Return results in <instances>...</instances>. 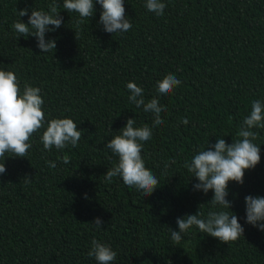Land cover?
I'll list each match as a JSON object with an SVG mask.
<instances>
[{
	"label": "trees",
	"instance_id": "1",
	"mask_svg": "<svg viewBox=\"0 0 264 264\" xmlns=\"http://www.w3.org/2000/svg\"><path fill=\"white\" fill-rule=\"evenodd\" d=\"M51 2L0 0V70L14 71L21 88L25 82L41 88L46 118H72L82 138L75 148L45 150V125L33 135L27 158L6 154L0 264H97L88 256L93 239L117 252L113 264H264V231L245 222V196H264V129H255L261 162L246 171L243 185L229 184L227 199L244 237L222 243L194 226L179 245L171 240V229L179 231L178 217L213 210L214 192L193 189L198 181L185 161L217 138L229 144L239 139L251 102L264 101V0H163V16L148 12L146 0H125L133 27L122 34L103 31L96 4L78 40L79 14L68 13L57 0L63 24L46 33L57 49L42 53L35 37H19L12 25L27 23L31 10L48 11ZM25 8L28 15L20 17ZM169 73L182 84L171 95H159L156 84ZM128 82L144 89L146 102L156 97L167 107L164 123L153 128L142 151L159 179L149 197L119 177L104 179L118 161L107 142L129 118L138 127L153 122L151 113L129 102ZM65 153L69 164L57 160ZM97 217L103 221L99 229L93 224Z\"/></svg>",
	"mask_w": 264,
	"mask_h": 264
},
{
	"label": "clouds",
	"instance_id": "2",
	"mask_svg": "<svg viewBox=\"0 0 264 264\" xmlns=\"http://www.w3.org/2000/svg\"><path fill=\"white\" fill-rule=\"evenodd\" d=\"M96 4L102 8L99 24L103 26V31L122 34L132 29L133 25L126 15L125 0H63V8L68 13L79 14L74 26L77 40L85 20L94 17ZM59 7L57 0H52L48 11L31 10L28 22H22L21 19L14 22L13 30L19 37H35L42 53L56 51V40L46 39V33L62 26L63 17ZM145 7L148 12L163 16L167 5L163 0H146ZM28 12L29 9L25 8L19 10L18 14L24 17ZM181 84L182 81L176 75L169 73L157 82L156 90L159 95L168 96ZM126 87L130 92L129 102L137 108L142 107L145 113H151L153 122L151 127L147 124L138 127L135 118H129L119 134L107 142L105 147L118 157V161L108 169L104 179L111 183L114 177H119L126 186L149 197L159 188V179L146 167L142 151L145 142L152 139L153 128L164 123L161 113L166 112L167 107L161 105L156 97L146 102L144 89L135 82H128ZM44 104L41 88L27 82L21 88V81L14 71L0 70V174L7 171L5 161L9 156L6 154L27 158L29 149L32 148L30 141L33 135L45 128V125L46 129L40 137L45 150L51 151L54 147L62 151L68 146H78L82 130L78 129L77 123L72 118L47 119ZM180 122L187 125L189 120L181 118ZM255 129H264V101L259 99L251 102L250 113L244 117L237 133L239 139L229 144L224 138H217L214 145L210 144L207 149L199 151L191 161H185L183 166L192 173L191 179L198 181L193 189L205 195L209 191L214 192L210 200L213 210L208 211L206 216L198 210L196 214L178 217L176 222L179 231L171 229L173 245H179L194 226L200 233L222 243L229 244L244 237L245 228L231 210L232 203L227 197L230 182L243 185L246 171L255 169L261 162V146L255 143L260 133ZM57 160L69 164L71 157L65 153L58 156ZM175 162L174 159L170 160L165 165V170ZM48 166L55 169L57 163L48 161ZM24 180L26 183L31 182L29 176H25ZM85 198L87 199V194ZM245 205V222L264 231V196L247 195ZM93 224L99 229L102 228L103 221L97 217ZM88 256L93 257L97 264H113L117 252L109 244L93 239Z\"/></svg>",
	"mask_w": 264,
	"mask_h": 264
}]
</instances>
